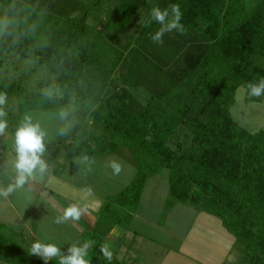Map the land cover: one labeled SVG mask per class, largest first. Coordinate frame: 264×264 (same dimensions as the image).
I'll return each instance as SVG.
<instances>
[{
	"label": "trees",
	"instance_id": "1",
	"mask_svg": "<svg viewBox=\"0 0 264 264\" xmlns=\"http://www.w3.org/2000/svg\"><path fill=\"white\" fill-rule=\"evenodd\" d=\"M30 2L45 10L41 32L49 46L37 66L46 73L33 86L26 84L29 72L0 78V90L16 103L6 105L8 129L14 134L28 112H57L72 102L69 131L46 140L54 173L63 172L62 156L123 147L137 167L114 199L120 207L109 202L91 230L90 264H127L116 256L108 261L101 245L120 215L139 204L147 180L165 168L167 209L185 203L220 218L234 245H242V264H264V128L251 132L231 113L241 86L248 101L264 99L247 88L264 78V0ZM172 4L180 6L185 34L166 33L157 44L151 36L160 25L151 9ZM52 82L62 95L47 101L39 89ZM18 235L0 223V260L43 264Z\"/></svg>",
	"mask_w": 264,
	"mask_h": 264
},
{
	"label": "rangeland",
	"instance_id": "2",
	"mask_svg": "<svg viewBox=\"0 0 264 264\" xmlns=\"http://www.w3.org/2000/svg\"><path fill=\"white\" fill-rule=\"evenodd\" d=\"M45 73L41 67L36 66L33 72L28 73L26 84L35 85L34 79L43 77ZM15 75L17 74L9 76ZM8 106H16V103L9 101ZM28 113L41 119L48 131L47 141L58 135L60 124L56 118L57 112L38 109ZM231 113L238 125L251 132L264 128V99L248 101L247 89L243 86L236 92V102L231 108ZM12 149L13 151H10ZM12 152H14V134L8 129L5 135L0 136V163ZM82 156V154L76 155L69 161L62 156L59 163L64 164L62 170L67 183L70 181L73 187L75 184L79 187V192L74 196L77 198V204L82 209L90 211L96 218V223L109 202H112L114 207H120L114 199L132 183L137 174V167L132 154L125 147L118 152L96 153L89 156L88 162L81 163ZM43 158L53 167L45 154ZM113 160L121 165V171L118 174L110 166ZM169 178L170 172L167 168L151 176L146 182L139 204L132 210L128 209L131 213L129 216L120 215L121 224L118 226L129 233L126 232L125 236L117 241L123 246L120 251L112 250L113 256L126 260L127 264H242V245H234L235 236L223 225L220 218L201 212L185 203H177L172 209H167ZM50 181L54 182L52 179ZM55 186L59 188L62 185ZM69 193L74 195L73 192L69 191ZM36 206L33 220L35 224L50 220V214L56 211L51 208L50 203L45 201H39ZM1 212H7V208L0 210V215ZM30 219L28 217L26 221ZM91 230L84 233L83 242L92 239ZM7 231L9 234L12 232ZM26 232L18 235V240L22 244L30 241ZM130 233L132 236L138 234L134 242L130 240L132 237ZM53 243L58 245V241ZM108 245L109 248L114 247L113 249L117 247L111 243ZM91 254L90 249L88 258ZM56 260L58 262V258ZM10 263L0 260V264Z\"/></svg>",
	"mask_w": 264,
	"mask_h": 264
},
{
	"label": "clouds",
	"instance_id": "3",
	"mask_svg": "<svg viewBox=\"0 0 264 264\" xmlns=\"http://www.w3.org/2000/svg\"><path fill=\"white\" fill-rule=\"evenodd\" d=\"M44 15L45 10L39 9L30 0H0V78L30 72L37 66L38 53L49 46L48 37L41 32ZM182 15L177 4L163 9L159 6L153 7L150 12L151 19L160 27L151 36L152 41L162 44L164 35L174 31L185 34L184 25L181 23ZM247 88L252 97L264 95V78L257 83L249 82ZM39 92L47 101H53L62 95L59 86L54 82L44 85ZM7 104L8 93L0 90V136L5 135L9 128ZM73 111L72 102L58 109L56 118L60 124L59 135H65L69 131ZM47 136L48 131L41 119L30 113H26L17 123L14 131L15 184L0 188V196L7 198L15 188L23 186L37 172L44 174L48 171L49 165L43 159ZM89 160L90 157L86 154L80 158L81 163ZM110 166L116 174L121 171V165L115 160L110 162ZM81 216V206L71 204L64 209L62 216L56 218V222L79 221ZM93 243L91 240L79 244L71 243L66 249H62L55 243L37 240L32 243L28 254L38 257L43 264H49L57 258L59 264H90L88 256ZM100 251L104 258L112 260L113 254L107 243L101 245Z\"/></svg>",
	"mask_w": 264,
	"mask_h": 264
},
{
	"label": "crops",
	"instance_id": "4",
	"mask_svg": "<svg viewBox=\"0 0 264 264\" xmlns=\"http://www.w3.org/2000/svg\"><path fill=\"white\" fill-rule=\"evenodd\" d=\"M10 151H13V149ZM43 159L45 160V158ZM14 160L15 152H12L8 158L0 163V188H6L9 184H15L16 173L13 167ZM51 179L54 180L53 183H51ZM66 183L67 180L63 172L61 174H55L53 167L49 165L48 171L44 174L39 175L38 173L34 175V177L30 178L23 186L15 188L7 198L0 196V206H2L0 210H5V208H7V212H1L0 223L6 226V230L12 232L22 234V232L27 231L26 234L29 240L32 241H28L27 245L29 247L37 240L44 243L58 241V246L62 249H66L71 243H83L82 237L84 233L93 229L96 220L90 211L82 209V216L79 221L69 220L66 223L56 222V218L63 215L65 208L71 204H77V198L74 196L75 193L79 192V187L76 186V184L73 187L70 181ZM56 184H61L62 186L57 188V186H55ZM69 191L73 192L74 195L70 194ZM39 201L50 203L51 208L56 211L50 214V220L43 221L42 224H35L33 222L35 219L34 215L36 214L34 211ZM8 210H10V212H8ZM30 210L33 212L31 211L30 213ZM28 217L31 218L30 221H26ZM20 230L23 231L19 232ZM126 232L128 231L119 228L118 225L113 228L111 234L106 238L107 244L111 243L117 246L115 249L111 247V252L112 250L120 251L123 244L117 241H120L125 236ZM130 235L132 236L131 233ZM137 235L138 234L130 238L131 242L136 240ZM91 241L94 242L93 239H91ZM129 249L131 248L129 247Z\"/></svg>",
	"mask_w": 264,
	"mask_h": 264
}]
</instances>
